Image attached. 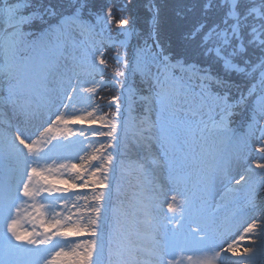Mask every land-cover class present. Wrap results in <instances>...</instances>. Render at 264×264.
<instances>
[{"label": "snow or ice", "instance_id": "obj_1", "mask_svg": "<svg viewBox=\"0 0 264 264\" xmlns=\"http://www.w3.org/2000/svg\"><path fill=\"white\" fill-rule=\"evenodd\" d=\"M71 7L0 0V264H264V0Z\"/></svg>", "mask_w": 264, "mask_h": 264}, {"label": "trees", "instance_id": "obj_2", "mask_svg": "<svg viewBox=\"0 0 264 264\" xmlns=\"http://www.w3.org/2000/svg\"><path fill=\"white\" fill-rule=\"evenodd\" d=\"M37 3H43L46 7L53 8L57 15L54 17H51L49 19L52 20H58L60 17V14L66 15L71 14L72 7L71 4L75 3V0H36ZM109 0H90L91 5V11L96 12L102 9V7L108 3ZM126 0H111V3L113 5V16L115 19H120L121 16H124L125 18H130L132 16L137 17V27L138 28H144L146 30L147 25L146 21L149 18L150 14L146 11L144 8V4L146 3V0H133V3L136 4L135 10L129 9L126 13L121 11L120 6L124 4ZM221 0H213V4H219ZM165 3L167 4V7L162 12V31L167 33L172 22L176 19V13L178 11H181L180 5L184 3H188V0H165ZM215 11V9H213ZM85 17L88 15V11L86 10L84 13ZM47 18V17H46ZM111 34L118 33L116 30V24L113 22L111 24ZM37 29H33L35 31ZM130 44H132V40L130 41ZM119 50L121 53L124 51V49H112L109 48L106 52V59H108L109 65H111V69L119 68L115 64V62L111 59L112 55L115 54V52ZM129 50V49H128ZM114 88L111 86H108L103 89L98 88L99 96L104 98L102 102H105L106 97L109 94L113 93ZM115 91V90H114ZM107 111V109H105ZM139 111V109H138Z\"/></svg>", "mask_w": 264, "mask_h": 264}, {"label": "rangeland", "instance_id": "obj_3", "mask_svg": "<svg viewBox=\"0 0 264 264\" xmlns=\"http://www.w3.org/2000/svg\"><path fill=\"white\" fill-rule=\"evenodd\" d=\"M77 39H82L81 37H79V35H77ZM85 87H87L88 85H84ZM4 87H6V82L4 83ZM98 90V89H97ZM78 107H80L78 105ZM76 128H80V127H87L86 125H75ZM81 155H83V153H81ZM137 157L134 154L132 156V159L135 160ZM73 163H80L79 160H73ZM53 168H55V165L52 166ZM65 178L71 180L72 177L69 176L67 173L64 174ZM137 176L138 174L134 171V170H129L126 174H125V178H129L130 179V189L126 188V184L125 182L122 183L121 189H120V197L122 199H127L128 197L131 196L132 192L134 191V187L137 183ZM78 182V181H77ZM61 187H63L64 185H59ZM125 190H127L125 192ZM37 204L40 203H46V201H40L39 199L36 201ZM33 202L32 201H28L26 205H24V211L21 214V221H20V227L23 229H27L29 232L32 231H36V232H40L42 231V228L40 226L39 223V214L37 213L36 209H34L32 207ZM61 208L63 207V205L60 206ZM69 207H71V204L69 205ZM41 212H44L45 215L43 217V219L48 220L51 217L48 215L47 210L46 209H40ZM73 211H75V209H73ZM83 239V238H81ZM243 246L247 247L250 245L249 241H244L242 242ZM66 251H68V248H65ZM191 256L192 259L189 260L188 257ZM207 259V257L203 254H199V253H193V252H186L184 253L183 256V264H203V262Z\"/></svg>", "mask_w": 264, "mask_h": 264}]
</instances>
